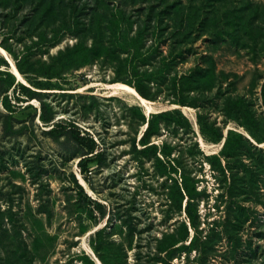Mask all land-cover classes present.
<instances>
[{"label":"rangeland","instance_id":"obj_1","mask_svg":"<svg viewBox=\"0 0 264 264\" xmlns=\"http://www.w3.org/2000/svg\"><path fill=\"white\" fill-rule=\"evenodd\" d=\"M0 264H264V0H0Z\"/></svg>","mask_w":264,"mask_h":264},{"label":"trees","instance_id":"obj_2","mask_svg":"<svg viewBox=\"0 0 264 264\" xmlns=\"http://www.w3.org/2000/svg\"><path fill=\"white\" fill-rule=\"evenodd\" d=\"M135 88L137 89V91L144 96L145 98L147 97V93L146 91H144V89H142L141 87L135 85ZM41 117L44 121H49L52 119V113L48 111L47 106L45 105V103H42L41 105ZM151 127V121H148V124L142 134L141 138H144L147 133L149 132ZM69 135L71 136V138H73L75 141L80 142L81 144H83L84 146L91 148V146H89V141H91L90 136L88 135V133H85L83 131H81L80 129L77 128H69ZM92 159L87 158V157H81L78 161L79 167H80V171L81 173L84 174V177H87V164L91 161ZM93 218L94 215H91Z\"/></svg>","mask_w":264,"mask_h":264},{"label":"bare ground","instance_id":"obj_3","mask_svg":"<svg viewBox=\"0 0 264 264\" xmlns=\"http://www.w3.org/2000/svg\"><path fill=\"white\" fill-rule=\"evenodd\" d=\"M12 69H13L14 73L16 74V76L20 79L21 75L18 72V70L15 67H12ZM107 87L110 88V93L111 94L113 92L117 91L118 89H123V90L129 91L130 93H132L141 102L142 105H144L146 110L155 109L156 108V105H153V103L145 101L133 88H131L129 86L122 85V84H113V85H108ZM202 145H204V143Z\"/></svg>","mask_w":264,"mask_h":264}]
</instances>
